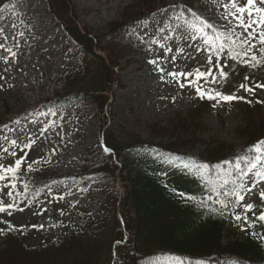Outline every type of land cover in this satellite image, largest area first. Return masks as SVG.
Masks as SVG:
<instances>
[{"label":"rangeland","instance_id":"374dc122","mask_svg":"<svg viewBox=\"0 0 264 264\" xmlns=\"http://www.w3.org/2000/svg\"><path fill=\"white\" fill-rule=\"evenodd\" d=\"M5 1L0 0V8H4ZM64 1L80 31L97 40L101 49L111 47L114 51L112 59L115 66L112 68V85L105 95L106 99L109 98L105 112H100L99 102L104 100L100 93L93 96L100 99L73 101L55 112L56 115L52 114L54 112H40L45 105L65 94L64 71L78 65V47L48 17L45 0H13L10 7L0 13V77H3L0 79V127H4L0 131V164L14 165L16 159L23 157L26 166L40 161L32 165V172L44 173L46 177L79 174L96 165L105 154L101 143L103 131H108L112 140L121 144L175 143L184 154L197 156L203 150L204 143L212 139L241 146L242 142L235 134L245 121L241 106L262 105L264 117V103L256 102L264 101V89H254L250 94L239 87L242 83L250 87L264 84V69L243 72L234 62L219 58L227 78L219 79V69L214 68L217 83H205L204 88L225 95L235 94L244 99L220 103L210 100L212 110L202 115L200 126H194L187 120L200 98L194 88L186 85L181 89L168 72L195 73L196 69L206 71L211 67L207 63V46L202 38L189 39L191 33L188 24L169 18L163 12L156 20L145 23L142 31L129 29L116 36L109 31L113 23L123 24L126 14L136 13L139 9L143 13L149 8L159 10L161 7L191 2V13H196L215 29L224 32L233 26L223 19V4L228 0ZM157 20H166L169 27L155 38L156 43L147 40L149 43L143 53L120 49L122 44L132 40L133 33L143 34V39H148L157 27ZM236 31L243 32L240 28ZM165 36L169 38L164 39ZM112 43H120L118 52ZM7 49L16 53L15 57ZM152 60L156 63H150ZM159 69H164L163 73ZM246 76L248 80H245ZM81 79H78V85H82ZM181 119H185L186 125H189L187 132H176L169 138L170 131L182 124L179 122ZM163 134L166 137L160 136ZM27 138L35 141L31 149L23 148L29 142ZM12 139L17 140L16 146L10 143ZM5 148L9 151L5 152ZM12 152L16 155H11ZM261 154H264V145H261ZM129 157L130 160L143 158L140 153L134 152ZM244 182L246 187H251L256 177L250 173ZM8 183L9 180L0 181V188ZM11 190V186L3 188L0 200L11 203L12 198L6 195ZM260 191H264V182L257 183L251 193L245 191V200L232 213L244 216V203L253 204L258 212L264 211ZM120 199L118 183L107 176H97L87 180L82 188L68 190L60 185L52 193H46L40 204L26 207L11 216L0 213V220L12 224L17 229L13 231L14 235L20 236L27 244L49 250L61 242L65 230L80 231L88 238H106L118 213ZM246 215L251 221L254 214L249 212ZM0 229L6 230L7 224L0 223ZM249 229V224L243 220L233 219L224 232L223 241L243 240ZM4 235H0L1 249L6 245L8 257L14 258L7 239H1ZM102 243L105 250L100 252V261L106 264L110 239L107 237Z\"/></svg>","mask_w":264,"mask_h":264},{"label":"trees","instance_id":"16d2710c","mask_svg":"<svg viewBox=\"0 0 264 264\" xmlns=\"http://www.w3.org/2000/svg\"><path fill=\"white\" fill-rule=\"evenodd\" d=\"M45 2L47 13L54 23L61 26L66 36L78 45L79 66L66 72V92L64 96H61L62 99L55 105L52 103V106L47 105L44 110L49 112L52 108L55 110L61 108L73 98L72 94L79 93L78 95L86 100L95 93H100L104 96L103 102H99L100 112H105L103 109L108 99L105 98L104 93H107L112 85V68L115 66L112 59L114 51L110 44L109 49H101L97 40H93L86 32L80 31L72 19L66 1L45 0ZM185 4L187 8L183 5L174 6L171 16H179L191 24L194 19L188 8H191L192 3ZM155 12L149 8L143 13L142 9H139L136 13L126 14L123 24L113 23L110 26V34L113 36L128 26L141 27L142 20L149 18ZM165 27V24H161V29ZM205 31L209 36L213 35L211 29ZM112 44H115V50L118 52L117 46L120 43ZM144 45L140 44L132 48L131 45L126 44L121 45L120 49L135 51ZM258 48L257 44L255 50L257 56L260 55ZM105 50L106 52L108 50L105 56L99 54ZM219 58L236 63L243 72L264 68V65L253 68L231 59L227 49ZM79 76L82 78V85H78ZM210 108V100H198L187 120L194 126H200L202 115L211 111ZM262 108L259 104L240 107L245 121L243 127H240L236 133L237 138L243 143L239 152L232 144L212 139L204 143L203 150L196 157H191L184 154L175 143L121 144L117 140H112L108 131H105L103 142L111 149V153L101 158L97 165L81 174L64 179L46 177L44 173L41 175L23 167L18 173L19 179L16 181L17 186L13 196L19 208H22L23 205L37 200L47 188L59 182L69 186H81L88 178L107 175L118 182L121 199L118 202L120 220L114 218L107 236L110 239V245L106 249V264H181V262L182 264H264V240L259 239L260 235H264V226L261 222H257L254 228L251 227V232L245 240L224 242L222 240L224 230L232 220L231 205L226 216L205 214L194 202H185L170 190L176 189L200 197L206 194L204 182L217 179L218 173L223 176L225 172H230L231 178L239 182L240 173L236 165L240 164L243 167L246 160H252L255 157L254 146L264 139ZM184 120L181 119L179 122L182 124L170 131L169 138L176 132H187L189 125H186ZM160 136L166 137L164 134ZM135 151L147 152V159L145 161L140 158L130 160V154ZM185 164L189 165L187 169L184 167ZM201 165H208V171L211 174L204 176L203 180L200 179V173L196 171ZM24 184L29 186L27 192L23 188ZM166 184L168 187H165ZM16 192L22 195L16 197ZM13 211L18 212V210ZM253 232L257 235L253 236ZM107 237L97 239L90 236L88 238V235L81 232H65L60 246L47 250L27 244L11 231L1 239L4 241L7 239L14 252V258L8 257L6 245L2 249L0 245V264H27V261H29L28 264H103V261H100V252L102 249L105 250V244L102 242ZM118 242L120 245L114 247L115 255H112L111 246Z\"/></svg>","mask_w":264,"mask_h":264},{"label":"snow or ice","instance_id":"6c2138e0","mask_svg":"<svg viewBox=\"0 0 264 264\" xmlns=\"http://www.w3.org/2000/svg\"><path fill=\"white\" fill-rule=\"evenodd\" d=\"M9 7L10 5H5L4 8H0V13H3ZM11 7L14 8L15 6L12 5ZM223 7L225 10L223 19L228 21L229 25H233L224 32L215 29L213 25L197 16L196 13H191L194 22L189 24L191 33L189 39H203L204 44L209 49L207 63L211 67H209L206 71L196 69L195 73L168 72V75L173 77V79L179 83L181 89L187 85L188 87L195 89L196 95L200 99L207 98L208 100H216L217 103H220L221 101L231 102L233 100L244 99L243 97H238L235 94L225 95L211 88H204L205 83H217L218 78L213 75L214 68L219 69V79L224 80L227 78V73L223 70L224 66L219 62V57L225 49H227L228 55L231 59L240 63L247 64L253 68L264 65V0H228L227 3L223 4ZM177 19H181V17L178 16ZM237 28L242 29L243 32L237 33ZM206 29H212L213 35L209 36L205 31ZM168 38L169 37L167 36L164 37V39ZM255 41L259 42V56H257L255 51L257 49ZM153 43H156V41H153ZM0 47H2V45H0ZM7 51L11 53L12 57H15L16 53L12 52L11 49H7ZM5 62H7V60ZM150 63L155 64L156 61L152 60ZM159 71L163 73L164 69H159ZM0 79H3V77H0ZM248 79L249 77L246 76L245 80ZM201 81H203V83H201ZM239 87L251 94L254 92V89H264V84H255L250 87L242 83ZM247 102L251 103V101ZM256 102L264 103V101L259 100ZM52 114L56 115L57 113L54 112ZM46 130L47 129H45V131ZM27 139H29V142L24 144L23 148L31 149L35 141L30 138ZM10 143L13 146H16L17 140L12 139ZM261 145H264V141H261L255 146L258 154L252 160L246 161V168H242L240 164L236 165L240 173L238 177L239 182H237V179L231 178L230 172H225L223 176H220L218 173L217 179L205 181L203 187L206 194H202L200 197L177 191L176 189L170 190L175 192V194L182 198L185 202H194L197 207L201 208L205 212V214L226 216L230 205L235 208L245 200V196L243 194L245 191L251 193L252 190L256 188L257 183L264 182V154H261ZM103 150L106 153L111 152V149L107 146H103ZM4 151L8 152L9 150L5 148ZM11 155L15 156L16 153L12 152ZM24 162L25 159L21 157L15 160L14 165L5 166L0 164V181L10 180V186L12 189L6 193L8 197L12 198V202L6 204L3 200H0V213H7L11 216V210L23 211L22 208H19L18 202L13 196V191L16 189V181L19 179L18 173L21 171ZM34 163L39 164L40 161H33L32 163L27 164L28 171L34 170L32 166ZM184 167L187 169L189 165L185 164ZM208 167V165H201L196 169V171L200 173L201 180L204 179V176L211 175L208 171ZM250 173L254 174L256 182L252 183L251 187H246L244 181ZM162 175L166 174L162 173ZM7 187H9V184L3 185V188ZM28 187V184L23 185L25 192H27ZM165 187H168V185L166 184ZM3 188H0V192L3 191ZM15 195L16 197H19L22 193L16 192ZM259 195L261 200H264V191H260ZM61 199H63V197H61ZM243 209L245 212L244 216L232 213V218L236 221L243 220L244 223L249 224V226L253 228L256 226L257 222L264 223V211H261L259 215H255L252 220L249 221L246 214L253 211L254 205L251 203H244ZM0 223L7 224L6 230L0 229V235L6 234V231L11 232L17 230L12 224L8 223V221L0 220ZM33 227L37 226L34 225ZM39 227L43 228V225H40ZM252 234L253 236L257 235L255 232ZM259 239L264 240V235H260Z\"/></svg>","mask_w":264,"mask_h":264},{"label":"bare ground","instance_id":"6f19581e","mask_svg":"<svg viewBox=\"0 0 264 264\" xmlns=\"http://www.w3.org/2000/svg\"><path fill=\"white\" fill-rule=\"evenodd\" d=\"M40 84V83H39Z\"/></svg>","mask_w":264,"mask_h":264}]
</instances>
